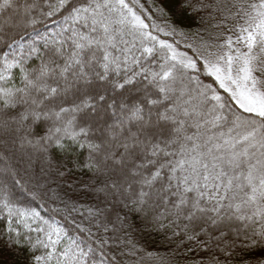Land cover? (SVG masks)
Returning <instances> with one entry per match:
<instances>
[{
    "label": "snow or ice",
    "instance_id": "snow-or-ice-1",
    "mask_svg": "<svg viewBox=\"0 0 264 264\" xmlns=\"http://www.w3.org/2000/svg\"><path fill=\"white\" fill-rule=\"evenodd\" d=\"M0 264H264V0H0Z\"/></svg>",
    "mask_w": 264,
    "mask_h": 264
}]
</instances>
